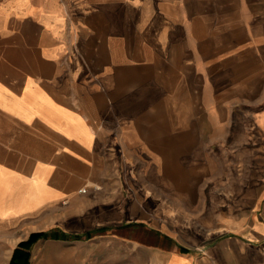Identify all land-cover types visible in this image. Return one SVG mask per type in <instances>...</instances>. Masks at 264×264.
Wrapping results in <instances>:
<instances>
[{"label":"crops","instance_id":"1","mask_svg":"<svg viewBox=\"0 0 264 264\" xmlns=\"http://www.w3.org/2000/svg\"><path fill=\"white\" fill-rule=\"evenodd\" d=\"M37 233L28 264H264V0H0V264Z\"/></svg>","mask_w":264,"mask_h":264},{"label":"trees","instance_id":"2","mask_svg":"<svg viewBox=\"0 0 264 264\" xmlns=\"http://www.w3.org/2000/svg\"><path fill=\"white\" fill-rule=\"evenodd\" d=\"M87 236H92L91 233L87 234ZM48 234L46 233H37L32 234L28 241L23 242L19 245L20 249H17L13 255V259L10 264H28L29 253L26 251L29 250L32 245L39 239H46ZM75 238H79V236H75Z\"/></svg>","mask_w":264,"mask_h":264},{"label":"rangeland","instance_id":"3","mask_svg":"<svg viewBox=\"0 0 264 264\" xmlns=\"http://www.w3.org/2000/svg\"><path fill=\"white\" fill-rule=\"evenodd\" d=\"M89 233H91L93 235V234L96 233V231L95 230H91V231L87 232V234H89Z\"/></svg>","mask_w":264,"mask_h":264}]
</instances>
